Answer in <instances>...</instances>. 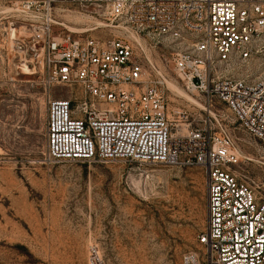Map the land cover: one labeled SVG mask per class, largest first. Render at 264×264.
I'll return each mask as SVG.
<instances>
[{
    "label": "built area",
    "instance_id": "1",
    "mask_svg": "<svg viewBox=\"0 0 264 264\" xmlns=\"http://www.w3.org/2000/svg\"><path fill=\"white\" fill-rule=\"evenodd\" d=\"M58 1L13 4L17 45L61 94L48 98L49 158L198 165L207 189L203 250L185 251L180 264H264V199L235 167L232 127L264 143V0H63L99 8L133 38L56 28ZM156 46L162 66L149 58ZM171 69L198 93L197 110L169 107ZM86 264H108L97 243Z\"/></svg>",
    "mask_w": 264,
    "mask_h": 264
},
{
    "label": "rangeland",
    "instance_id": "2",
    "mask_svg": "<svg viewBox=\"0 0 264 264\" xmlns=\"http://www.w3.org/2000/svg\"><path fill=\"white\" fill-rule=\"evenodd\" d=\"M17 1L0 0V264H84L90 243L100 246L108 264H180L185 251H202L198 238L208 207L200 166L49 158L48 98L61 94L14 39ZM53 7L56 28L133 38L97 7L63 0ZM163 53L154 47L151 62L162 66ZM168 75L169 107L197 110L202 103L189 95L198 100V93L173 69ZM217 105L233 122V111ZM232 124L241 148L235 167L264 199V143Z\"/></svg>",
    "mask_w": 264,
    "mask_h": 264
},
{
    "label": "bare ground",
    "instance_id": "3",
    "mask_svg": "<svg viewBox=\"0 0 264 264\" xmlns=\"http://www.w3.org/2000/svg\"><path fill=\"white\" fill-rule=\"evenodd\" d=\"M25 62H26V61H25ZM26 64H27L29 67H28ZM26 64H24V63L22 64V65H23V68H24V70L29 71V68H31V67H30V65H29L27 62H26ZM168 85H169V84H168ZM169 86H170V85H169ZM186 95H187V94H186ZM189 98L192 99L195 103H201V102H200L199 100H197V99L194 100L195 98H194L193 96H190V95H189Z\"/></svg>",
    "mask_w": 264,
    "mask_h": 264
},
{
    "label": "crops",
    "instance_id": "4",
    "mask_svg": "<svg viewBox=\"0 0 264 264\" xmlns=\"http://www.w3.org/2000/svg\"><path fill=\"white\" fill-rule=\"evenodd\" d=\"M84 264H86V263H84Z\"/></svg>",
    "mask_w": 264,
    "mask_h": 264
}]
</instances>
